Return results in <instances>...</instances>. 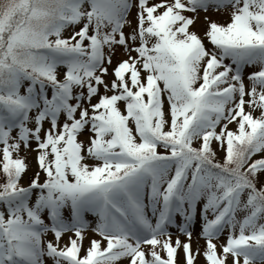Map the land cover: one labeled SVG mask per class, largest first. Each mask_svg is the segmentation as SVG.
Instances as JSON below:
<instances>
[{
	"label": "snow or ice",
	"instance_id": "obj_1",
	"mask_svg": "<svg viewBox=\"0 0 264 264\" xmlns=\"http://www.w3.org/2000/svg\"><path fill=\"white\" fill-rule=\"evenodd\" d=\"M209 7L230 22L202 39L185 13ZM259 153L264 0H0V264H194L197 214L206 264H264Z\"/></svg>",
	"mask_w": 264,
	"mask_h": 264
},
{
	"label": "rangeland",
	"instance_id": "obj_2",
	"mask_svg": "<svg viewBox=\"0 0 264 264\" xmlns=\"http://www.w3.org/2000/svg\"><path fill=\"white\" fill-rule=\"evenodd\" d=\"M152 2L154 3H158L159 0H152ZM230 8H220V9H216L214 7H209V9L207 11H198L197 13H185L186 15H189L190 17H192L194 19V23L190 26V31L197 33L202 39L204 38V34L207 30L208 24L210 22H216L218 24H227L228 22H230ZM128 20L130 22V24L134 27L136 24V9L135 7H133L130 11V14L128 16ZM79 26H75V27H69L68 29H66L63 33V35L65 37L69 36L74 30H78ZM131 27L126 26L124 31L126 33H130L131 32ZM204 43L206 44L207 47H211L210 44H208L207 40H204ZM132 55H135V53H132ZM127 59V53L124 51V49L122 47H118L116 48L114 54L112 55V64L109 67V73H111L112 68L121 60ZM257 70L256 67H247L243 70L244 72V77H245V84L247 87H250V82L247 80V74ZM106 80H110L111 77L110 76H106L105 77ZM101 92H103V89L101 88ZM93 103L96 102V99L93 98ZM87 106V105H85ZM121 107L123 108V105H121ZM167 101L165 100L164 103V109H165V113L167 115ZM247 110V109H246ZM253 115L258 116L259 115V111L257 110L256 112L253 113ZM45 128L48 127L47 124L44 125ZM229 128L231 130H235L236 129V124L232 123L229 124ZM13 135H15V133H13ZM79 139L81 141L85 140V136L82 135L79 137ZM197 142H194V145ZM213 149L215 151H217L218 153V158H221L223 156V153L220 151V148L218 146V144L216 142L213 143L212 145ZM35 148V144L33 143L32 145V149H23L20 151L19 156L24 157L26 160V164H27V170L24 173V178L22 179V181L24 182L27 174L32 175L36 174L35 171H37V169H39L38 164L36 162V152L33 150ZM262 156H264V153H259L254 155V158H261ZM35 172V173H34ZM42 177V175H41ZM243 213L238 214V219H242L243 218ZM89 219H93L92 217H89ZM173 232V241L175 240L176 236L179 235L178 232H176L175 229L172 230ZM199 232V215L197 214V222H196V227L195 229H193V236H192V251L194 254H196V259L194 264H206L205 258L203 256V251L206 247V241L203 238H200L198 235ZM228 234L227 229H225V232L220 236L219 239L215 240L214 243L217 244V248L218 251L221 248V246L225 243L226 240V236ZM73 236L72 232H68L65 233L62 236V239L60 241V246L63 247L64 245H66L68 243L69 237ZM181 240H186V237L181 236L180 237ZM92 239H101L98 235H96L95 233L92 232L91 228L85 229L84 231V240H83V247L84 250L87 249V247L90 244V240ZM42 240L44 241V243L46 244L48 241H52L53 243H55V238L54 235L51 232L45 233L44 236L42 237ZM102 246H106V242H102ZM147 251V249H146ZM84 252H81V255H83ZM162 256H165L166 254L161 252ZM177 261L178 264H184V254L182 249L178 251V255H177ZM44 262L45 264H53V260L47 256L44 257ZM118 264H128V260L126 258L121 259ZM227 264H231V257H228L227 260Z\"/></svg>",
	"mask_w": 264,
	"mask_h": 264
}]
</instances>
